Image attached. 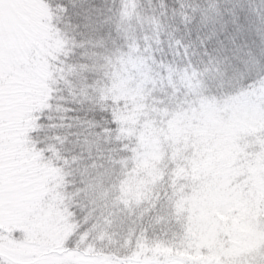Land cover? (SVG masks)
<instances>
[{
    "label": "trees",
    "instance_id": "trees-1",
    "mask_svg": "<svg viewBox=\"0 0 264 264\" xmlns=\"http://www.w3.org/2000/svg\"><path fill=\"white\" fill-rule=\"evenodd\" d=\"M44 1L66 44L47 60L48 95L28 114L25 139L60 171L72 226L48 253L148 261L153 247L183 235L184 216L167 188H149L138 202L124 188L187 157L198 139L184 127L172 136L180 117L206 98L219 118L255 124L264 136V0ZM240 146L256 149L250 136ZM263 204L264 187L246 210L215 191L205 209L225 223Z\"/></svg>",
    "mask_w": 264,
    "mask_h": 264
},
{
    "label": "rangeland",
    "instance_id": "rangeland-1",
    "mask_svg": "<svg viewBox=\"0 0 264 264\" xmlns=\"http://www.w3.org/2000/svg\"><path fill=\"white\" fill-rule=\"evenodd\" d=\"M28 3L23 18L35 59L23 94L12 90L6 102L9 120L3 135L14 167V195L0 206V232L4 233L0 257L10 264H119L103 257L48 253L59 249L72 226L57 190L61 173L40 160L39 152L26 142L25 132L32 122L28 114L48 95L47 60L65 46L66 39L44 0ZM180 120L172 127V136H179L184 127L198 139L187 157L167 159L165 166L154 167L125 187L124 195L138 202L149 188H167L165 199L174 197V206L184 216L183 235L177 240L168 236L161 247L150 250L148 261L135 264H264V204L261 213L256 207L245 211L257 202L264 187V136L255 124L231 115L219 118L206 98H200ZM244 136L256 145L253 153L241 148ZM145 141L141 140L143 145ZM215 191L241 198L245 210L225 223L216 221L205 209L206 196Z\"/></svg>",
    "mask_w": 264,
    "mask_h": 264
},
{
    "label": "snow or ice",
    "instance_id": "snow-or-ice-1",
    "mask_svg": "<svg viewBox=\"0 0 264 264\" xmlns=\"http://www.w3.org/2000/svg\"><path fill=\"white\" fill-rule=\"evenodd\" d=\"M28 6V0H0V206L14 195V167L6 155L8 142L3 135L9 120L6 102L12 90L23 94L25 77L31 75L35 59L23 18ZM260 83L264 86V81ZM0 264L10 262L0 257Z\"/></svg>",
    "mask_w": 264,
    "mask_h": 264
}]
</instances>
